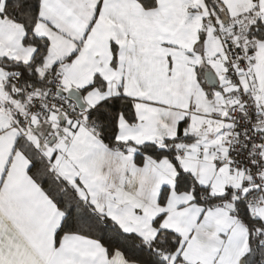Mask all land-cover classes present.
<instances>
[{
    "label": "snow or ice",
    "instance_id": "1",
    "mask_svg": "<svg viewBox=\"0 0 264 264\" xmlns=\"http://www.w3.org/2000/svg\"><path fill=\"white\" fill-rule=\"evenodd\" d=\"M0 264H264V0H0Z\"/></svg>",
    "mask_w": 264,
    "mask_h": 264
}]
</instances>
